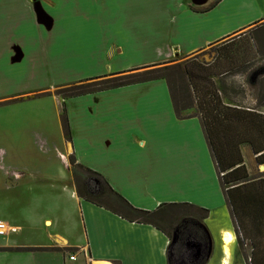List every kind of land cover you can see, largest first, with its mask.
<instances>
[{"label": "crops", "instance_id": "0c3cea01", "mask_svg": "<svg viewBox=\"0 0 264 264\" xmlns=\"http://www.w3.org/2000/svg\"><path fill=\"white\" fill-rule=\"evenodd\" d=\"M216 1L0 0V64L11 73L35 53L28 67L44 72L61 54L81 73L78 84L233 44L257 24L254 43L264 46V0ZM89 97L61 150L0 147V264H264V194L234 193L229 203L201 119L175 117L163 80ZM240 153L251 182L259 180L251 148ZM138 155L149 164L139 166ZM71 158L132 207L156 213L154 223L79 198ZM224 233L232 236L228 256Z\"/></svg>", "mask_w": 264, "mask_h": 264}, {"label": "trees", "instance_id": "16d2710c", "mask_svg": "<svg viewBox=\"0 0 264 264\" xmlns=\"http://www.w3.org/2000/svg\"><path fill=\"white\" fill-rule=\"evenodd\" d=\"M237 41H240V45L236 48V45L232 46L230 43L221 45L224 52L222 67L216 72L210 71V66L202 65L196 60L186 61L182 65H152L82 81L65 89L64 93L57 94L63 97H79L158 80L165 81L177 119H186L181 113L191 110L195 103L221 187L232 204L230 197L234 193L258 196L264 194V173L259 176V180L251 182L240 153V146L248 145L256 156V164L264 166V112L225 104L219 98L215 83V78L222 77L223 74L233 76L243 72L247 57L256 59L264 55V46L256 47L254 43L253 30L248 38L241 36L232 43ZM63 133L64 137L70 140L67 122L64 124ZM69 165L75 192L79 198L119 214L128 221L150 225L154 223L156 213L132 207L111 190L99 175L76 165L73 158ZM77 170L82 171L85 177H78ZM90 181L96 183L95 188L88 187ZM262 201L264 204V198Z\"/></svg>", "mask_w": 264, "mask_h": 264}, {"label": "rangeland", "instance_id": "374dc122", "mask_svg": "<svg viewBox=\"0 0 264 264\" xmlns=\"http://www.w3.org/2000/svg\"><path fill=\"white\" fill-rule=\"evenodd\" d=\"M256 26H258V24L236 35L239 36L243 33H247ZM4 33V31H0V37ZM10 33H12V31L8 34ZM238 43H240V41L232 44V46L236 45V48L240 45H238ZM21 52L23 56H25V52L23 50ZM149 53L150 51L148 54ZM223 53L222 46L219 44L204 48L189 57L172 58L161 64H165L166 66L176 64L182 65L186 61L196 60L202 65L210 66V71L216 72L222 67L221 61ZM30 56L37 60L35 53ZM30 56L29 59L32 60ZM146 57V60H150L151 56L146 55ZM29 59L27 56L24 57L23 64L19 63L21 66L18 65L14 67L15 70L11 73L5 72L6 63L0 64V147L16 145L20 146L23 151H33L35 148L48 150L54 147L60 148L64 138V124L67 122L68 128L70 126V130L76 133L78 117L75 115L79 113L80 104H84L86 99L84 97L92 96L95 93L79 97H63L57 94L58 92L64 93L63 91H65V89L77 85L73 82L78 81L79 75L77 74H81L79 71H74L73 66L67 65L69 68H66L64 64L62 65L64 58L62 59L61 54L58 57H54L53 64H49L51 67H48L44 72L42 69L35 72L33 71L34 67H32V69L28 67L30 62ZM126 59L130 64L131 62H135V58ZM65 60L66 59H64V61ZM161 64L158 63L154 65ZM236 66H238V64ZM21 67H23L24 72L17 73V68ZM11 74L13 75L11 76ZM215 83L219 98L225 104L243 109H257L264 112V55L256 59L252 56L247 57V65H245V70L242 73L215 78ZM97 96L100 95L97 94ZM93 97L89 98L94 101ZM88 112H90V110H88ZM111 115H114V112ZM181 116L184 118L191 116L200 118L195 103L191 110L181 113ZM88 132H91V130L88 129ZM244 154L247 158L246 163L249 167V156L245 150ZM136 160L139 166L142 163L146 165L149 164L145 161L144 155H138ZM169 162L171 161H167V164ZM54 164L55 169L62 166V163L56 159H54ZM252 166V175L257 176L258 167L255 165ZM70 170L71 169H69V172ZM144 172H146L148 177L152 173L156 176V173H154L155 171ZM76 173L78 177H85L80 170H77ZM71 182L74 184L72 178ZM90 184L92 185V183Z\"/></svg>", "mask_w": 264, "mask_h": 264}, {"label": "bare ground", "instance_id": "6f19581e", "mask_svg": "<svg viewBox=\"0 0 264 264\" xmlns=\"http://www.w3.org/2000/svg\"><path fill=\"white\" fill-rule=\"evenodd\" d=\"M232 243V236L229 233H224L220 236L221 252L224 256L230 255L229 245ZM221 264H226L223 260Z\"/></svg>", "mask_w": 264, "mask_h": 264}, {"label": "water", "instance_id": "95a60500", "mask_svg": "<svg viewBox=\"0 0 264 264\" xmlns=\"http://www.w3.org/2000/svg\"><path fill=\"white\" fill-rule=\"evenodd\" d=\"M207 0H191L192 4L195 6H201L206 3ZM260 170L264 171V167L260 166Z\"/></svg>", "mask_w": 264, "mask_h": 264}, {"label": "built area", "instance_id": "2783aa9c", "mask_svg": "<svg viewBox=\"0 0 264 264\" xmlns=\"http://www.w3.org/2000/svg\"><path fill=\"white\" fill-rule=\"evenodd\" d=\"M4 225L0 223V236H2L4 234ZM69 261H74V257L70 256L69 257Z\"/></svg>", "mask_w": 264, "mask_h": 264}, {"label": "flooded vegetation", "instance_id": "af4514ba", "mask_svg": "<svg viewBox=\"0 0 264 264\" xmlns=\"http://www.w3.org/2000/svg\"><path fill=\"white\" fill-rule=\"evenodd\" d=\"M90 183H92V185H91ZM87 185H88V187L91 188V189H93V187H94V188L96 187V183L91 182V181H90Z\"/></svg>", "mask_w": 264, "mask_h": 264}]
</instances>
